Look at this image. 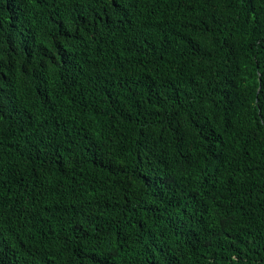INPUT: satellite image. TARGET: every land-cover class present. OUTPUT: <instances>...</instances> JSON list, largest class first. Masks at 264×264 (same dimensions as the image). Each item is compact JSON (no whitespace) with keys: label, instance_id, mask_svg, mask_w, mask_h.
<instances>
[{"label":"trees","instance_id":"obj_1","mask_svg":"<svg viewBox=\"0 0 264 264\" xmlns=\"http://www.w3.org/2000/svg\"><path fill=\"white\" fill-rule=\"evenodd\" d=\"M0 264H264V0H0Z\"/></svg>","mask_w":264,"mask_h":264}]
</instances>
